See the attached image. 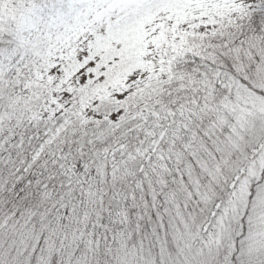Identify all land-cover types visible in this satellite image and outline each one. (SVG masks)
Listing matches in <instances>:
<instances>
[{
  "label": "snow or ice",
  "instance_id": "snow-or-ice-1",
  "mask_svg": "<svg viewBox=\"0 0 264 264\" xmlns=\"http://www.w3.org/2000/svg\"><path fill=\"white\" fill-rule=\"evenodd\" d=\"M0 264H264V0H0Z\"/></svg>",
  "mask_w": 264,
  "mask_h": 264
}]
</instances>
